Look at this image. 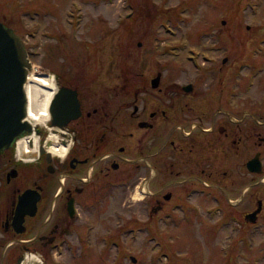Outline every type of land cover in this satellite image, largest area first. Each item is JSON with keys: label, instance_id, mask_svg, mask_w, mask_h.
Returning <instances> with one entry per match:
<instances>
[{"label": "flooded vegetation", "instance_id": "af4514ba", "mask_svg": "<svg viewBox=\"0 0 264 264\" xmlns=\"http://www.w3.org/2000/svg\"><path fill=\"white\" fill-rule=\"evenodd\" d=\"M17 3L13 13L0 0V21L26 46L19 24L40 12L24 11ZM29 34L37 36L35 30ZM248 38L264 45L263 35ZM115 59L104 84L94 81L96 71L86 77L76 63L57 82L67 87V124L58 131L67 147L64 156L48 149L51 121L40 127L39 153L20 151L16 141L22 136L0 153V264H22L28 253L47 259L73 252V240L90 218L132 209L136 202L123 200L136 193L148 232L162 235L154 229L162 222L210 218L209 190L222 188L221 181L240 191L242 226L263 228L264 89L253 92L255 99L247 81L250 75L256 82L259 72L253 68L264 62L242 60L234 81L222 69L219 74L203 69L180 84L162 71L138 74V80L126 72L119 80Z\"/></svg>", "mask_w": 264, "mask_h": 264}, {"label": "rangeland", "instance_id": "374dc122", "mask_svg": "<svg viewBox=\"0 0 264 264\" xmlns=\"http://www.w3.org/2000/svg\"><path fill=\"white\" fill-rule=\"evenodd\" d=\"M5 2L13 13L19 8L17 2L24 11L40 12L35 19L26 15L19 30L25 33L33 70L52 73L56 82L65 79L67 68L76 63L73 67L83 68L86 77L96 71L94 81L104 84L112 56L120 69L119 80L126 72L136 77L162 71L180 84L203 69L216 70V74L222 69L221 73H228L234 81V71L242 60L264 62V45L248 38L264 36V0ZM247 25L252 29L247 30ZM34 30L37 36L31 37ZM93 52L97 56L90 60ZM253 69L259 75L253 84L249 75L247 93L256 99L254 93L259 87L264 89V64ZM200 90L195 88L194 93ZM220 183L222 188L216 185L209 190L214 207L210 218L177 225L162 222L161 227H154L160 228L162 235L156 230L148 232L145 211L139 210L137 201L141 197L136 193L123 200L124 204L136 202L132 209L90 218L80 236L72 239L73 252H59L47 259L38 256L41 264H264V226L261 230L251 226L253 223L243 227L239 216L245 207L237 201L239 189ZM124 194L120 189L121 199ZM260 195L264 197V184ZM262 219L264 222V210Z\"/></svg>", "mask_w": 264, "mask_h": 264}, {"label": "water", "instance_id": "95a60500", "mask_svg": "<svg viewBox=\"0 0 264 264\" xmlns=\"http://www.w3.org/2000/svg\"><path fill=\"white\" fill-rule=\"evenodd\" d=\"M33 69L24 40L0 21V153L25 133H39L41 125L27 119L26 84ZM58 85V83H57ZM50 104L54 132L67 124V87H58ZM132 260H136L132 257Z\"/></svg>", "mask_w": 264, "mask_h": 264}, {"label": "bare ground", "instance_id": "6f19581e", "mask_svg": "<svg viewBox=\"0 0 264 264\" xmlns=\"http://www.w3.org/2000/svg\"><path fill=\"white\" fill-rule=\"evenodd\" d=\"M57 82L52 73L40 70H32L29 74L28 82L26 84L28 96V117L27 119L36 124L47 125L50 121V104L53 96L59 91ZM39 133H25L16 142L18 149L22 152H40V147H44L42 141L39 139ZM48 140L52 144H48V149L52 153L64 156L67 153V147L60 143V138L63 136L59 132L49 131ZM31 144V147L30 145ZM39 254L28 253L24 258L22 264H41L42 260L39 259Z\"/></svg>", "mask_w": 264, "mask_h": 264}]
</instances>
